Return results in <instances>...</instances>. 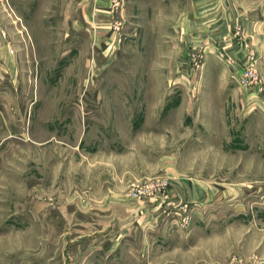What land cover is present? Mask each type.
I'll use <instances>...</instances> for the list:
<instances>
[{"label":"rangeland","instance_id":"374dc122","mask_svg":"<svg viewBox=\"0 0 264 264\" xmlns=\"http://www.w3.org/2000/svg\"><path fill=\"white\" fill-rule=\"evenodd\" d=\"M198 1L0 0V264H264V27Z\"/></svg>","mask_w":264,"mask_h":264},{"label":"crops","instance_id":"0c3cea01","mask_svg":"<svg viewBox=\"0 0 264 264\" xmlns=\"http://www.w3.org/2000/svg\"><path fill=\"white\" fill-rule=\"evenodd\" d=\"M224 2L225 3L227 2V6L229 9L228 19H227L228 22H227V24H225V26H227V29L229 32L230 41H231L230 45L234 49L233 52L238 53L241 51V48H243V50H246V48L249 47V44H250V46L252 45L253 38L257 37V35H258V34H256V32H257L256 27L258 26V23H260L261 28L264 27V21L252 19V15L249 13V10L247 7H244L243 12H242V10L240 9L239 4H238L240 2V0H219V1L218 0H206V1L201 0V1L196 2V4L198 6H203L205 3L206 6L211 5V7H212V6H216L218 3L224 4ZM206 10L207 9H203L204 12ZM212 13H210L208 15L201 16L203 19L201 20V22L200 21L199 22L202 23L203 25H205V23L209 20H212V19L218 20V19H215V16H213ZM192 16H193V14H192ZM198 17L199 16L197 15L196 18H192V19H197ZM201 17H199L198 19H201ZM222 21L223 20H220V22H222ZM238 24L241 25L242 31L239 32L238 30H236L235 33H233V28H236L238 26ZM203 27L202 28L198 27L199 29H197V30L202 31V29H204ZM208 29H210V28H208ZM206 36H208V35H206ZM262 37H264V35L260 36V38H262ZM232 38H234V40H232ZM242 38L244 39V43H241V41L240 42L237 41V39L240 40ZM243 44H244V47H241Z\"/></svg>","mask_w":264,"mask_h":264},{"label":"built area","instance_id":"2783aa9c","mask_svg":"<svg viewBox=\"0 0 264 264\" xmlns=\"http://www.w3.org/2000/svg\"><path fill=\"white\" fill-rule=\"evenodd\" d=\"M235 65H236L235 60H233L232 67L236 68ZM242 66H244L242 69L243 71L234 72L233 76L235 78L236 83L242 87H248V86H251L253 84H257L258 74H257V71H256L255 67L253 66V64L251 62H248Z\"/></svg>","mask_w":264,"mask_h":264}]
</instances>
